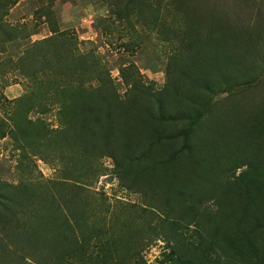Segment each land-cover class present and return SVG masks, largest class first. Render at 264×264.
<instances>
[{
  "label": "rangeland",
  "instance_id": "374dc122",
  "mask_svg": "<svg viewBox=\"0 0 264 264\" xmlns=\"http://www.w3.org/2000/svg\"><path fill=\"white\" fill-rule=\"evenodd\" d=\"M11 1L3 23L8 25L7 29L13 37L16 35L26 37L11 40L5 44L3 51L0 50V120L3 121L2 127L5 129L6 125L12 124L10 114L22 105L15 99L36 89L32 79L24 78L17 69H13L12 62H17L32 43L50 36L65 35L76 46L73 52L78 54L92 52L93 56L98 57L101 62L100 71L106 76L108 73V77L110 75L112 89L114 88L123 100L140 98L137 94L133 97L128 93L125 95L132 83L154 89L161 88L168 79V72L171 73V78L174 73L182 87L189 82L179 76L181 64L172 53L173 49L182 48L178 47L180 43L177 40L180 34H176L175 30L184 29L187 23L173 11H169L168 14V10L165 9L167 0H133V3H129V0ZM220 1L228 8L226 16L221 20L228 22L227 28L222 30L226 41L223 47L228 50L227 42L235 37L233 31L242 32L243 36L250 34L246 30H252L259 13L264 14V0ZM175 12L180 15L177 10ZM152 19L155 21L154 28ZM213 26L222 28L221 24ZM168 31L172 38L163 40ZM243 44L236 47L234 52L217 49L219 55L204 63L211 77L217 75L218 70H222L223 75L228 74V84H220L217 87L216 80H211L210 84L213 87L211 92L199 90L204 94L198 92V102L207 116L203 122L206 126L200 128L197 138L196 154L199 165L196 163L195 172L193 168L188 170L180 162L177 163L171 171L174 178L168 177L172 184L169 185L167 198L161 197L167 190L164 182H168L167 179H163L166 175L163 174L164 170L159 171L158 176H145L144 184H135L133 189H128L119 182L112 158L108 156L99 160L100 166L105 169L103 175L92 179V186L82 188L84 191L82 190L81 194L91 197L96 205V210L88 213L93 215L88 221L104 228L106 235L104 239L102 238L103 241L116 242V251L106 256L108 261H111L110 264L117 262L161 264L171 247H177L182 258L194 261L199 258L205 264H264V228L259 227L261 223L254 221L249 231L253 250L258 253L257 258L244 254L245 247L234 240L236 238L234 232L243 228L246 225L245 221L260 216L261 212L258 210V202L253 197L244 195L241 186L235 180L251 183L252 178L242 181L239 174L246 170L248 163L264 158L261 157L264 154V127L261 123L264 108V65L259 62V54L252 44L249 41ZM222 59L226 63L217 66L216 62ZM40 60L42 59H37L36 62ZM23 64L29 68L32 66L30 60H25ZM47 65L51 66L49 63ZM122 67L131 69L125 73L127 80L119 73ZM233 71L237 75L236 85L230 82ZM36 94L40 95L38 90ZM193 108L195 107L192 106L190 110ZM198 109H201V106ZM41 110H46V113L32 111L28 117L31 120L41 119L49 128L57 129L58 108L49 103ZM255 115L257 116L255 120H247ZM178 123L180 122L170 123L171 129L186 125V121ZM53 148L55 147H43V156L33 158L29 156L23 160L22 167L26 170L22 174L23 168L18 166L20 154L15 150V142L8 135L0 137V187L5 185L14 187L0 192L1 232L6 227L5 222L13 227L22 223L19 220L16 223L19 214L12 218L7 211L28 210L20 198L24 194L18 193L20 190H17L24 181L30 184L66 182L63 186L49 184L46 188L56 197L60 208L68 211V199L64 197L76 194L74 188L68 186L72 185V179L64 176H68L64 172V165L51 159L49 150L51 152ZM81 165V161L75 162L77 170ZM239 166L241 168L236 169ZM140 170L142 168L139 166L132 167L134 173ZM76 178L81 180L80 183L90 181L87 175ZM33 188L29 189L31 193ZM145 188L152 189L153 192L158 191L159 196L153 203L164 211H154L144 205ZM46 196H43V205L48 204L45 201ZM147 197L151 201L152 196ZM193 198L202 202L195 218L199 225L196 229L194 226L186 228L185 222L180 218L187 201L188 204L191 203L190 205H196L192 203ZM216 198L223 199L225 208L218 209ZM257 198L263 199L264 196L260 193L257 194ZM247 205L252 211H245ZM38 208H41L40 205ZM244 212L247 217L243 216ZM226 213L230 216V221L225 217ZM220 215L228 223L217 220ZM242 219H245L244 222L238 224ZM175 221L181 224L178 228L175 226L177 230L173 235L168 231L167 225ZM162 224L164 225L161 227ZM2 236L0 233V237ZM94 242L92 240L89 243V249ZM36 264H42L41 260ZM66 264L71 262L66 261Z\"/></svg>",
  "mask_w": 264,
  "mask_h": 264
},
{
  "label": "trees",
  "instance_id": "16d2710c",
  "mask_svg": "<svg viewBox=\"0 0 264 264\" xmlns=\"http://www.w3.org/2000/svg\"><path fill=\"white\" fill-rule=\"evenodd\" d=\"M11 3V0H0L1 51L7 42L26 37L21 35L13 37L7 29L8 25L3 23ZM129 3H133V0H129ZM165 9L168 10V14L169 11H173L187 23L184 29L175 30L176 34H180L179 39L175 40L180 43L178 47L182 48L172 50L173 56L181 64L178 70L179 76L189 80L183 87L174 73L171 78V73L168 72V79L161 88L154 89L132 83L125 95L127 96L128 93L133 97L137 94L140 98L123 100L116 90L112 89L110 75L108 77V73L106 76L100 71V59L93 56L92 52L88 54L73 52L76 46L65 35L50 36L32 43L17 62H12L13 69H17L24 78L32 79L36 89L15 99L22 105L18 107L19 110L10 114L12 124H5L7 129L2 127L3 121L0 120V137L8 135L15 142V150L20 154L19 167H22L23 160L29 156L31 158L43 156V147H55L56 149L53 148L51 152L49 150L50 157L64 165V172L68 175L64 176L72 179V185L68 186L74 188L76 196L64 197L68 199V211H66L60 208L56 197L46 188L49 184L63 186L66 182L52 181L49 184L21 182L17 190H20L18 193L24 194L20 198L28 210L7 211L12 218H16L19 214L16 223L18 220L22 223L15 227L8 226V222L4 223L6 227L2 232L0 231L3 234L0 237V264H10V262L36 264L40 260L42 264H66V261H70L71 264H87V262L110 264L111 261H108L106 256L116 251V242L103 241L102 238L104 239L106 235L104 228L88 221L93 216L88 213L96 210V205L91 197L81 194L83 187L92 186V179L103 175L105 169L100 166L99 160L104 156L111 157L116 177L128 189H133L135 184H144L145 176H158V172L162 170H164L163 174H166L163 179L168 180L169 176L173 179L174 175L171 171L178 162L188 170L193 168L195 171L196 163L199 165L196 154L198 133L201 127L206 126L203 122L207 117L206 112L202 111V105H199L198 92L202 94L204 92L199 90L211 92L213 90L211 80H216L217 87L220 84H228V74L223 75L221 73L223 71L218 70L217 75L211 77L204 63L219 55L217 49L234 52L236 47L249 41L252 44L249 45L259 54V62L264 65L263 13L257 15L252 30H246L249 35L243 36L242 32L233 31L235 37L227 42L226 46L229 49L226 50L223 47L226 42L223 31L227 28L228 22L221 20L226 16L228 8L220 0H167ZM176 10L180 15L176 14ZM117 16L119 19L120 14ZM211 24H221L222 28L219 29ZM152 26L155 27L154 19ZM166 36L163 40L172 38L170 31ZM37 59H42L38 61L40 64L36 62ZM25 60L31 61L30 68L23 64ZM48 63L51 66L47 65ZM225 63L222 59L216 62V65L220 67ZM128 70H131L130 67H122L119 70L124 80H127L125 73ZM236 76L233 71L230 82L234 85L238 84ZM37 90L40 95L36 94ZM50 99L52 102L48 101ZM49 103L58 108L57 129L49 128L41 119L31 120L28 117L32 111L45 114L46 110L41 109ZM192 106L195 108L190 110ZM199 106L201 109H198ZM261 117L264 127V108ZM256 118L255 115L247 120L252 121ZM174 121L180 123L186 121V125L183 124L182 127L172 130L170 123ZM263 156L264 154L261 155ZM76 161L82 163V168L80 167L79 170L75 168ZM134 166H139L142 170L134 173L132 171ZM240 166L236 169L241 168ZM25 170L23 168L21 173L23 174ZM86 175L90 181L85 183H80L81 180L76 178ZM239 175L242 181L253 179L251 183H242L238 180L235 182L241 186L244 195L253 197L258 202V210L261 212L260 216L245 221L246 225L234 232L236 233L234 240L245 247L244 254L257 258L258 253L253 250L249 231L254 221L261 223L259 227L264 228V198H257V194L260 193L264 196V158L248 163L246 170ZM170 184L172 181L164 182L167 190L161 196L162 199L167 198ZM5 186L0 187V192L14 188ZM30 187H34L32 193ZM143 190L146 197L144 205L154 211H164L153 203L159 196L158 191L153 192L149 188ZM179 192L181 193L180 190ZM43 194L47 195L45 201L48 204L43 205ZM147 196H152L151 201ZM15 202L18 203L17 199ZM192 203L196 205H190L188 201L185 203L187 206L183 207L180 218L185 222L186 228L194 226L196 229L199 225L195 222V218L198 216L202 202L193 198ZM215 203L218 209L225 208L223 199L216 198ZM38 205L41 208H38ZM245 211L252 210L247 205ZM221 215L217 220L228 223ZM183 216L186 218L184 219ZM243 216L247 217L246 212ZM225 217L230 221L227 213ZM244 220H240L238 224ZM180 224L181 222L178 221L168 224V231L174 235ZM92 240L95 242L89 249L88 245ZM178 252L177 247L169 248L168 253L164 255L166 259L161 264H205L199 258L196 261L190 258L184 259Z\"/></svg>",
  "mask_w": 264,
  "mask_h": 264
}]
</instances>
